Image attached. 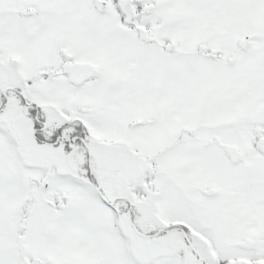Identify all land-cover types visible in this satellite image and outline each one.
<instances>
[{
	"label": "snow or ice",
	"instance_id": "snow-or-ice-1",
	"mask_svg": "<svg viewBox=\"0 0 264 264\" xmlns=\"http://www.w3.org/2000/svg\"><path fill=\"white\" fill-rule=\"evenodd\" d=\"M0 264H264V0H0Z\"/></svg>",
	"mask_w": 264,
	"mask_h": 264
}]
</instances>
